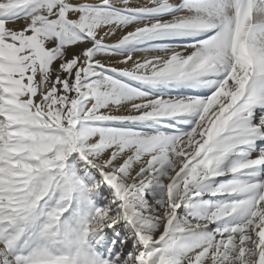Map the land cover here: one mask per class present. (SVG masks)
<instances>
[{
    "label": "snow or ice",
    "instance_id": "6c2138e0",
    "mask_svg": "<svg viewBox=\"0 0 264 264\" xmlns=\"http://www.w3.org/2000/svg\"><path fill=\"white\" fill-rule=\"evenodd\" d=\"M0 264H264V0H0Z\"/></svg>",
    "mask_w": 264,
    "mask_h": 264
}]
</instances>
